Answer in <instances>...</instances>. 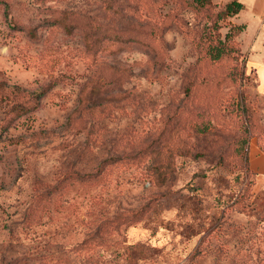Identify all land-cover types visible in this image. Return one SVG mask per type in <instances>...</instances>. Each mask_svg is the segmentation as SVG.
I'll return each instance as SVG.
<instances>
[{
	"label": "rangeland",
	"instance_id": "1",
	"mask_svg": "<svg viewBox=\"0 0 264 264\" xmlns=\"http://www.w3.org/2000/svg\"><path fill=\"white\" fill-rule=\"evenodd\" d=\"M223 2L0 0V264H264V94Z\"/></svg>",
	"mask_w": 264,
	"mask_h": 264
},
{
	"label": "crops",
	"instance_id": "2",
	"mask_svg": "<svg viewBox=\"0 0 264 264\" xmlns=\"http://www.w3.org/2000/svg\"><path fill=\"white\" fill-rule=\"evenodd\" d=\"M239 1L242 7L229 19L234 23L244 24L237 34L239 48L246 67L254 71L256 90L264 94V0ZM258 151L263 155L262 150ZM251 152L257 154L255 145H250L249 153Z\"/></svg>",
	"mask_w": 264,
	"mask_h": 264
},
{
	"label": "trees",
	"instance_id": "3",
	"mask_svg": "<svg viewBox=\"0 0 264 264\" xmlns=\"http://www.w3.org/2000/svg\"><path fill=\"white\" fill-rule=\"evenodd\" d=\"M194 1H196L198 3H204V2L209 3L211 0H194ZM241 7H242V3L239 0H226L221 5V16L222 17L231 16L234 13H236ZM243 27H244L243 23H232L231 22V24L229 26V29H230L229 32H228V34H227V32L225 34L226 38H230L232 35H234L235 41H236L235 42L236 50H237L239 55L241 54L242 57H243V54L239 48L237 34L243 29ZM229 49H230V46H229ZM224 52H225V50L223 49V47L219 46V47H214L213 49H210L209 53H210L212 58H217L221 54H223ZM243 66L245 69L246 65H245L244 57H243ZM249 69L253 71L252 68H249ZM184 92L185 93L188 92L187 87L185 88Z\"/></svg>",
	"mask_w": 264,
	"mask_h": 264
}]
</instances>
